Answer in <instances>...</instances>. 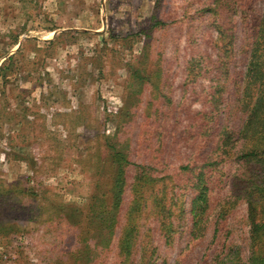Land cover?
<instances>
[{"label": "rangeland", "instance_id": "1", "mask_svg": "<svg viewBox=\"0 0 264 264\" xmlns=\"http://www.w3.org/2000/svg\"><path fill=\"white\" fill-rule=\"evenodd\" d=\"M233 2L230 75L245 71L241 47L264 12L263 0ZM217 10L216 0H0V264H74V256H80L78 264H117L123 221L105 248L107 224L97 218L102 202L108 210L112 200V149L132 163L123 214L136 165L154 159L157 174L163 170L182 184L179 204L173 201V244H166L148 207L134 256L143 250L156 264H209L232 244L248 258L247 203L224 221L228 234L221 225L215 237L211 214L203 240L194 245L189 226L195 191L189 176L180 175L191 149L178 140L179 132L194 123L195 112L213 109L204 99L211 81L203 73L187 81V68L193 58L214 54L221 38ZM156 21L166 25L155 27ZM232 77L213 130H198L206 142L194 153L197 162L217 143L216 128L238 132L243 124L240 108L227 114L237 98ZM162 116L165 131L155 135ZM227 166L217 164L213 178L226 182ZM218 192L226 193L224 183L212 197Z\"/></svg>", "mask_w": 264, "mask_h": 264}, {"label": "trees", "instance_id": "2", "mask_svg": "<svg viewBox=\"0 0 264 264\" xmlns=\"http://www.w3.org/2000/svg\"><path fill=\"white\" fill-rule=\"evenodd\" d=\"M216 3L218 10L215 24L221 36V38L217 37L219 43L215 44L214 54L209 59L200 61L193 58L187 68V81H192L202 73L204 75L201 77L211 81L204 99L207 105L213 109L210 111L201 109L195 112L193 120H191L194 123L180 131L178 138L185 145L190 143L189 148L191 149L188 160L180 168V175H184V178L189 176L187 183L195 191L191 209L192 222L189 226L190 236L194 245H197L204 236L203 232L206 231L204 229L208 225L211 214H215L216 217L215 237L217 234L220 235L219 227L221 225L224 227L223 234H228L224 221L240 202H246L250 227L248 258L244 259L242 250L236 249L237 246L234 247L230 244L232 246L230 250L215 256L209 264H264V12L261 17L255 18L252 25L248 27L251 40L241 47L244 56L248 59L245 71L230 75L231 64L227 60L234 57L233 41L235 36L230 33L234 25L231 10L235 3L233 0H216ZM157 25L164 27L166 24L156 21L153 26L157 27ZM231 39L232 43L230 44ZM212 65L215 67L212 68ZM232 76L236 78L237 98L231 102V108L227 114L228 117L234 116L233 111L237 112L240 108L245 116L243 124L238 132L231 130L229 126L216 128L217 143L210 152L202 155L201 161L197 162L194 160L196 159L194 153L203 150L206 142L205 139L199 137L198 130L201 129L203 134L213 130L210 126L213 119L218 118L224 111L222 100L227 94V84H229V79L233 78ZM159 78H161V74H159ZM164 103L172 105V97L165 96ZM158 120L154 133L155 135L159 133L160 136L165 131L166 126L164 125L167 121L164 116ZM112 150L111 158L115 171L108 192L112 200L108 202V210L102 202L97 216L102 223L107 224L105 226L107 236L103 240L104 246L105 248L110 247L115 231L123 221L118 236L119 258L117 264H156L152 260L153 256L148 257L146 252L143 253V250L140 256H134L141 234L140 220L148 207H151V212L157 216L158 231L164 237L166 244L172 245L173 233L176 232L177 225L174 220L173 201L175 200L176 206L179 204L180 195L176 192L177 189H181L182 184L174 183L171 178L174 176L163 174V170L157 174L156 163L158 164V162L154 159L150 164L136 165L137 172L131 191L132 200L123 214L121 209L125 202L128 186L127 169L132 163L126 153L116 149ZM218 160L222 161L218 162ZM217 164L232 167L226 182L213 178L214 167ZM219 172L221 173L222 170L219 169ZM169 180L171 184H174L173 186H170ZM223 183L226 186V193L218 192L212 197L215 189ZM170 192L172 195H169ZM98 196V194L93 196L94 201L97 200L96 197L99 198ZM74 257L80 261V256ZM78 261L76 260L74 264H78ZM177 264H181V260Z\"/></svg>", "mask_w": 264, "mask_h": 264}]
</instances>
